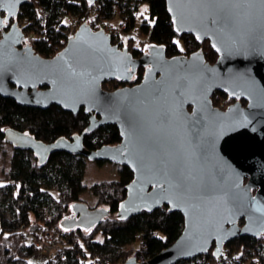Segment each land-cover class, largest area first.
<instances>
[{"label": "water", "instance_id": "1", "mask_svg": "<svg viewBox=\"0 0 264 264\" xmlns=\"http://www.w3.org/2000/svg\"><path fill=\"white\" fill-rule=\"evenodd\" d=\"M28 1L0 0V28ZM167 6L179 34L210 41L219 54L214 63L202 48L168 56L154 43L134 56L87 21L51 57L23 45L27 36L18 20L0 34V95L35 107L84 108L90 116L85 133L112 123L122 136L117 144L88 149L85 133L45 142L8 127L7 142L33 150L40 163L65 150L129 166L134 178L119 219L165 205L183 213L185 226L171 245L148 261L131 256L118 264H175L210 249L218 257L229 240L264 232V0H167ZM140 65V82L104 88L107 79H130ZM215 89L246 95L250 103L221 110L212 104ZM69 212L59 223L64 230H91L111 214L85 201L71 203Z\"/></svg>", "mask_w": 264, "mask_h": 264}, {"label": "trees", "instance_id": "2", "mask_svg": "<svg viewBox=\"0 0 264 264\" xmlns=\"http://www.w3.org/2000/svg\"><path fill=\"white\" fill-rule=\"evenodd\" d=\"M142 2L149 3L150 15L142 20L139 32L151 43L164 46L168 56L188 55L202 48L207 60L216 59L217 54L208 40L200 42L194 34L177 32L167 0H96L94 3L89 0H30L21 7L16 20L32 35L36 51L51 57L68 41L67 15L87 21L93 28L99 27L97 22L120 16L126 22L124 29L127 31L137 26V12ZM111 34L112 42L123 46L115 34ZM129 49L134 56L144 53L137 47ZM144 72L145 66L140 65L130 79H107L103 86L114 90L134 85L142 80ZM89 123L90 116L84 108L74 113L57 104L35 107L0 95V150L7 142L5 129L8 127L53 142L85 133ZM83 140L88 149H97L105 144L119 143L122 136L116 124L108 123L85 133ZM86 158L84 154L54 150L45 163H40L33 150L14 147L8 178L3 180L0 176V264H36L31 257L39 247L33 241L28 242L27 231L38 228L53 231L67 246L66 258L53 260L51 264H118L129 258L131 250H127V246L135 242H139L140 254L151 258L179 237L185 217L181 211L170 210L168 205L153 211L144 209L127 219L117 218L120 202L127 196V185L134 178L133 171L126 165H122L120 179H105L90 186L97 204L108 206L110 216L88 231L62 229L59 223L70 211V204L85 201ZM257 241L256 237L245 235L225 245L250 251ZM198 258L206 262L214 260L213 249L194 260ZM185 262L180 260L176 264Z\"/></svg>", "mask_w": 264, "mask_h": 264}, {"label": "rangeland", "instance_id": "3", "mask_svg": "<svg viewBox=\"0 0 264 264\" xmlns=\"http://www.w3.org/2000/svg\"><path fill=\"white\" fill-rule=\"evenodd\" d=\"M150 15V6L147 2H142L140 5V9L137 12V26L135 28H131L130 30H125L124 27L126 22L122 20L120 16H116V18L100 21L96 24H100L98 28H105L108 32H113L115 34L116 39L123 44V46L129 47H137L140 48L144 53L148 51L149 45L151 42L148 40L146 35L141 34L139 32V25L141 24L144 18H148ZM65 20L70 23V35L73 34L78 27L84 21L76 16L67 15ZM26 32V31H25ZM2 31L0 30V34ZM27 40L24 41L23 45L30 43L32 44V35L27 34ZM179 43L182 44L181 40ZM145 73V72H144ZM14 151L13 144L9 142H5L2 145V149L0 150V176L3 180H7L8 171L11 166V157ZM122 165L116 162L108 161V160H92L90 158H86V171H85V184L87 185V190L83 193V197L85 202H87L91 207L105 206L97 204V197L92 193L90 186L101 180H112V179H120V170ZM108 207V206H106ZM70 212L67 213L69 215ZM31 238H28V242H31ZM139 242H135L133 245H128L127 250H131L130 256H134L135 249L138 248ZM134 248H133V247ZM133 249V250H132ZM31 261L36 264H40L44 261L43 258H38L37 255L31 257Z\"/></svg>", "mask_w": 264, "mask_h": 264}, {"label": "built area", "instance_id": "4", "mask_svg": "<svg viewBox=\"0 0 264 264\" xmlns=\"http://www.w3.org/2000/svg\"><path fill=\"white\" fill-rule=\"evenodd\" d=\"M237 223L240 226H243L245 221L244 219H240ZM27 234L35 245L39 247V251L35 255L44 259L40 264H51L53 260H64L66 258L67 246L53 231L46 228H38L35 231H27ZM256 238L258 241L250 251H244L243 248L233 249L224 245L222 254L215 257L214 260L206 262L204 261V258L194 260L195 257L182 260H185L186 264L194 263L195 261L200 264H264V232ZM142 244H140V246ZM134 256H136L137 261L140 262L148 261L150 259L145 255L140 254L139 248L135 249Z\"/></svg>", "mask_w": 264, "mask_h": 264}, {"label": "flooded vegetation", "instance_id": "5", "mask_svg": "<svg viewBox=\"0 0 264 264\" xmlns=\"http://www.w3.org/2000/svg\"><path fill=\"white\" fill-rule=\"evenodd\" d=\"M14 20H16V18L6 22L5 26L3 28H0V30L4 31V30L8 29ZM209 43H210V41H209ZM216 54H217V56H216V59L214 61H209L207 59L206 60L209 61L210 63H214L219 56V54L217 52H216ZM210 97H211L213 106L216 108H219L221 110L228 109L232 104H234L236 102H240L243 107H246L250 103V98L248 96H246V95H242V96L231 95L229 92L222 90V89H215V91L211 94Z\"/></svg>", "mask_w": 264, "mask_h": 264}, {"label": "snow or ice", "instance_id": "6", "mask_svg": "<svg viewBox=\"0 0 264 264\" xmlns=\"http://www.w3.org/2000/svg\"><path fill=\"white\" fill-rule=\"evenodd\" d=\"M215 47V45H213ZM219 51V49H217Z\"/></svg>", "mask_w": 264, "mask_h": 264}, {"label": "crops", "instance_id": "7", "mask_svg": "<svg viewBox=\"0 0 264 264\" xmlns=\"http://www.w3.org/2000/svg\"><path fill=\"white\" fill-rule=\"evenodd\" d=\"M38 258H40V257H38Z\"/></svg>", "mask_w": 264, "mask_h": 264}]
</instances>
